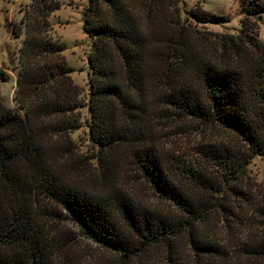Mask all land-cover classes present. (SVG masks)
Segmentation results:
<instances>
[{
    "label": "trees",
    "instance_id": "obj_1",
    "mask_svg": "<svg viewBox=\"0 0 264 264\" xmlns=\"http://www.w3.org/2000/svg\"><path fill=\"white\" fill-rule=\"evenodd\" d=\"M179 3L87 0L85 119L66 45L52 35L60 0H32L23 9V26L12 31L25 34L16 99L25 114L0 98V264H80L77 238L67 242L56 223L63 214L81 236L122 255L121 264L158 244L178 260L188 251L198 264H264V180L248 176L252 157L264 156V42L256 36L264 0L244 1L236 34L187 26ZM8 79L0 70V81ZM177 121L220 126L240 140L211 137L185 160L161 141L159 126ZM83 122L91 123L93 162L71 138ZM129 163L171 211L121 189ZM84 176L98 187L86 189Z\"/></svg>",
    "mask_w": 264,
    "mask_h": 264
},
{
    "label": "rangeland",
    "instance_id": "obj_2",
    "mask_svg": "<svg viewBox=\"0 0 264 264\" xmlns=\"http://www.w3.org/2000/svg\"><path fill=\"white\" fill-rule=\"evenodd\" d=\"M245 0H180L179 17L187 26L204 31L205 33H222L236 34L242 30V19L245 17L244 10ZM32 0H0V70L9 75L8 80L0 81L1 100L15 110H19L25 114L24 109L18 105L17 94L19 91L18 78L20 71V47L23 46L25 34L16 37L12 29L15 25L22 24L23 9L30 4ZM61 7L55 11L50 17L53 30L52 35L60 42H64L66 48L62 52L68 64L73 68L71 76L81 89L82 102L85 103L82 113L83 117L91 118V111L88 107L90 100V84L92 77V69L89 60L92 49V39L84 32L83 14L87 5V0H60ZM197 10H205L209 13L222 14L223 19L216 20L211 18L210 21L199 20L196 18ZM257 21L258 28L256 36L264 42V16ZM175 127L159 126L163 129L164 145L180 153L185 160L193 159L198 156L197 152L200 144L211 139V137L230 140L239 143L237 136L232 132L222 129L220 126L207 129L190 121L181 123L178 121ZM89 122H83V125L77 128L71 135L73 143L79 150L82 158L91 159L93 153L97 150L94 143L90 139ZM242 143V142H241ZM128 165V163H127ZM126 167L125 174L121 178V189L129 193L140 204H152L157 211H171L173 206L159 199L148 181L141 177L138 167H134L129 163ZM248 176L253 181L260 182L264 180V156L256 155L252 157L248 164ZM85 177V176H84ZM85 188L95 190V182L89 178L84 179ZM64 218L59 222L60 228L66 231L67 242L70 239L77 238V244L72 248V252L76 249L80 252L77 260L80 264H121L123 256L112 251L102 249L95 242L81 236L77 227L73 224V220L63 214ZM76 235V236H75ZM70 238V239H69ZM64 240V241H65ZM185 240L183 239V242ZM168 248L164 245H155L150 251L142 255L141 259H137L134 264H198L195 262L188 251L185 252V260L171 258ZM191 256V257H190ZM174 257V254H173ZM63 259V258H61ZM181 261V262H180ZM129 261L126 262L128 264Z\"/></svg>",
    "mask_w": 264,
    "mask_h": 264
}]
</instances>
